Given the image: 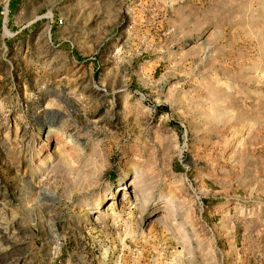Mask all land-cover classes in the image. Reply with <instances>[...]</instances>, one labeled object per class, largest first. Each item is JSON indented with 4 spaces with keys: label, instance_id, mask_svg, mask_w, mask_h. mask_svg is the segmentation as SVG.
I'll use <instances>...</instances> for the list:
<instances>
[{
    "label": "rangeland",
    "instance_id": "obj_1",
    "mask_svg": "<svg viewBox=\"0 0 264 264\" xmlns=\"http://www.w3.org/2000/svg\"><path fill=\"white\" fill-rule=\"evenodd\" d=\"M0 264H264V0H0Z\"/></svg>",
    "mask_w": 264,
    "mask_h": 264
},
{
    "label": "built area",
    "instance_id": "obj_2",
    "mask_svg": "<svg viewBox=\"0 0 264 264\" xmlns=\"http://www.w3.org/2000/svg\"><path fill=\"white\" fill-rule=\"evenodd\" d=\"M50 22H52V21H50ZM58 24H60V21H58Z\"/></svg>",
    "mask_w": 264,
    "mask_h": 264
},
{
    "label": "bare ground",
    "instance_id": "obj_3",
    "mask_svg": "<svg viewBox=\"0 0 264 264\" xmlns=\"http://www.w3.org/2000/svg\"><path fill=\"white\" fill-rule=\"evenodd\" d=\"M124 195V194H123ZM112 206V205H111Z\"/></svg>",
    "mask_w": 264,
    "mask_h": 264
}]
</instances>
